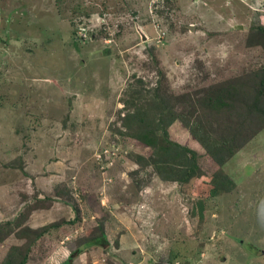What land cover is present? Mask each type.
<instances>
[{"label":"rangeland","instance_id":"obj_1","mask_svg":"<svg viewBox=\"0 0 264 264\" xmlns=\"http://www.w3.org/2000/svg\"><path fill=\"white\" fill-rule=\"evenodd\" d=\"M254 24L264 0H0V224H55L26 264H61L99 223L107 245L71 264H264V128L212 196V163L163 180L123 126L157 83L177 94L264 62ZM168 135L202 150L178 120ZM21 242L3 237L0 262Z\"/></svg>","mask_w":264,"mask_h":264},{"label":"trees","instance_id":"obj_2","mask_svg":"<svg viewBox=\"0 0 264 264\" xmlns=\"http://www.w3.org/2000/svg\"><path fill=\"white\" fill-rule=\"evenodd\" d=\"M167 3L169 0H165ZM249 30L248 44L258 45L264 54V25L254 24ZM151 48L154 49L153 46ZM146 101L148 106L155 108L154 116L148 111V106L137 105L123 118L128 134L151 150L148 156L136 154V162L141 167L152 166L161 179L178 183L200 174L203 162L212 163L216 169L211 173L210 195L215 196L231 190L234 185L223 166L264 128V62L241 75L177 94L157 83L153 87V95ZM176 120L188 129L202 147L201 151L169 137L168 125ZM131 126L134 129L131 130ZM62 194L71 196L70 187L60 188L57 196ZM20 220L22 218L17 217L0 224V240L11 233L22 239L20 244L9 248L0 264H26L32 244L55 225L21 228ZM106 244L102 223H99L96 230L80 240L61 264H71L74 255L92 246L104 247Z\"/></svg>","mask_w":264,"mask_h":264},{"label":"water","instance_id":"obj_3","mask_svg":"<svg viewBox=\"0 0 264 264\" xmlns=\"http://www.w3.org/2000/svg\"><path fill=\"white\" fill-rule=\"evenodd\" d=\"M106 245H107V244H106ZM106 245H105V246H106ZM84 247H85V244L81 246V249L84 248Z\"/></svg>","mask_w":264,"mask_h":264}]
</instances>
